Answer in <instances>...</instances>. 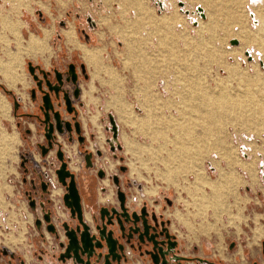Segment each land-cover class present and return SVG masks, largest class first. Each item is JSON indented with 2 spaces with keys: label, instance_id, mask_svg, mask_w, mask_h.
<instances>
[{
  "label": "rangeland",
  "instance_id": "rangeland-1",
  "mask_svg": "<svg viewBox=\"0 0 264 264\" xmlns=\"http://www.w3.org/2000/svg\"><path fill=\"white\" fill-rule=\"evenodd\" d=\"M162 2L163 7L158 0H0V92L10 104L11 116H0V127L17 131L20 138L0 136V249L31 259L25 247L29 222L36 223L29 200L37 193H29V188L36 187L42 173L55 174L48 165L41 171L39 159L50 152L56 157L59 148L64 157L71 155V143L76 144L79 135L91 142L95 138L104 147L112 139L116 169L123 167L133 184L160 186L170 197L177 195L175 211L188 222L173 217L181 235L203 229L202 234L208 235L212 229L203 226L200 231V224L213 222L229 233L227 245L237 233L235 243L242 246L263 232L264 0ZM198 7L204 9L202 17ZM4 15L11 21L5 23ZM20 19L29 21V29L20 26ZM72 25L75 29L68 31ZM43 28L51 31L44 39L31 38L30 53L21 45L16 51L20 32L24 38L30 32L41 36ZM69 32L75 34L74 42L95 44L97 36L106 39L108 50H85L88 63L66 41L64 33ZM233 38L237 44L230 43ZM44 46L48 47L31 52ZM15 56L19 59L12 66ZM70 64L75 67V81L70 78ZM24 80L26 84L17 83V89L6 87V82ZM46 80L59 86L58 97ZM89 80V94L104 90L95 102L103 107L84 116L90 119L98 112V125L92 131L81 118L84 130L71 125V140L56 134L53 147L43 154L47 139L39 116L23 114L21 106L29 104L32 92L37 97L44 89L52 96L54 109L67 112L65 95L72 106L80 84L86 87ZM8 138L9 149L4 143ZM55 163L60 165L58 159ZM94 163L97 176L101 169L105 175L107 164ZM260 247L264 251V240Z\"/></svg>",
  "mask_w": 264,
  "mask_h": 264
},
{
  "label": "crops",
  "instance_id": "crops-1",
  "mask_svg": "<svg viewBox=\"0 0 264 264\" xmlns=\"http://www.w3.org/2000/svg\"><path fill=\"white\" fill-rule=\"evenodd\" d=\"M141 11V8H137V12ZM4 16L6 17L5 20L3 19L5 23H7V21H11L9 16ZM19 24L20 26L24 25L23 28L29 29V21L20 19ZM51 28H43L41 36L30 32L29 36L26 38H24V36L20 32L17 39L16 51L21 45V48L23 49L28 48L27 52L30 53L29 42L31 38L33 36H37L44 39L46 36V31H51ZM72 29H75L73 25L71 26V28H68V31ZM71 33L72 32H69L67 36L64 33L65 39L68 43H70V36L72 35ZM95 38V44H91L89 42L84 43L79 39L77 42L70 43L72 46H75L74 48L80 50L82 56L88 63L90 62L86 59L85 50H108L109 43L105 42L106 39H100L99 36ZM47 47L44 46L43 49L37 48L36 52H31L37 53L46 49ZM105 66L110 68L109 64H106ZM90 82L91 81L89 80L86 84V87L80 84V92L78 94V98L74 102H72L73 111L71 113H67L65 112V110L59 109L60 111H62L60 112L61 117L69 123L71 122L72 124L70 125L72 126L77 123L74 120V118L76 117L79 122V130H84V124L81 120V118H83L86 120L85 124L87 125V127L91 126L92 129L90 130L93 131L95 129L94 124L98 125L96 122L98 112L97 115H93L92 117H90V119L85 118L84 116L89 117V113H91L92 110L95 111V109L103 107V105L101 104L102 102L99 104L95 102H97V98H101V96H104V90H92L91 94H89L88 90L89 85L91 86ZM17 83L26 84L25 80L24 82H16L13 86L9 85L6 82V87L17 89ZM67 87L68 85L64 84V88L66 89ZM41 96L42 94L39 93V95H37L38 98L34 97V93L32 92V100L29 101V104H23L21 108L23 114L29 113L39 116L38 119L40 121L38 122V124L40 123V128L43 129V132L45 133V124L43 122L44 110L42 109ZM3 99L4 96L0 92V104L2 105V107L4 106V109H0V116L11 117L10 104ZM53 101L54 100L52 99V102ZM55 109H57V106H55ZM106 129H109V127H106ZM6 133L8 135H17L20 141L17 131L12 130L11 133L10 131H7L3 126L0 127V136H3ZM73 134V129L71 128V130L64 129V132L59 136L63 137V139L65 140H71ZM91 135L93 136V132L91 133ZM113 135L114 134L112 133L111 136ZM80 137H82L83 140H78L76 144L73 141L71 145L72 148L74 147L75 149L73 148V152L69 156L65 153V157L67 158L68 165L71 161H73V163L77 166V169L75 170H72L70 166L69 169L75 174V183L80 195L81 206L83 212L87 217H89L90 215L98 216L99 210L102 208H118L119 201L116 196V191L121 190L125 193V206L128 208L129 212L134 211L140 214V211L142 209H145L146 213H148V219L150 223H155V221L151 219V217L155 216L156 223L159 225V227H166L168 233L171 235V240L176 242V245L172 249L171 256L168 258V264H263L262 259L264 258V251L260 247V243H262L264 240V230L263 232L261 231L259 236L257 235L255 241H251L250 244H244L242 246L235 243V239H238L239 237L237 233H233V238L235 239L230 241V243L227 245V240H229L230 237L229 233L222 232L220 231V229L218 230L217 227L219 226L216 227L211 221V223L203 222L200 224V231L203 226L206 228L210 227L212 229L208 235L202 233L194 234L193 232L181 235V232H179V230L175 227V220L173 217L176 216L179 221L183 223L186 222L185 224H188V222L184 217L183 219L185 220V222L182 221L178 217L179 213L175 211L176 205L178 204L177 195L173 194V196L170 197L168 195V189H163L160 186L152 187V185L149 184H133L134 182L129 180V175L122 170L121 166H118L119 170L116 169L117 153H115V148L113 149L112 139H107V141L104 143L107 147H104V145L101 146L95 138H92L93 141L91 142L85 136L79 135L78 138ZM94 137L98 138V135L95 134ZM123 139L126 143L129 144L130 141L125 136L123 137ZM40 141L41 137H39L38 139L35 138V142H37V144H39ZM18 144L16 145V149ZM127 148L129 149V147ZM94 151L98 155L96 159H94ZM52 154L53 153L50 152L47 153L46 156H42L41 158L39 157V160H41V171L43 170L45 165L52 167L53 171H55L59 167V165H56L55 163L57 161V158ZM94 160H96L97 163L103 162L107 164V166H105L106 173L103 177L97 176V171H94L93 167L91 166L92 162L94 163ZM47 176L51 177V175L49 174H47ZM114 177H117V183H114ZM42 183L43 182L39 179L36 187L32 186L31 189L29 188V193H37L36 196L34 195V197L31 198V200L35 201V205L30 206V214L32 215L31 218L36 223L37 219H40L43 213L50 212L51 219L54 218V220L56 221L55 211H58L61 213V219L68 222H73L70 217L69 210L64 206L62 201L61 196L64 193V188L62 187V185L59 182L54 181L51 185L47 186L45 190H42ZM52 188H57L56 190L59 191V193H53L51 195ZM31 200H29V202ZM163 207L164 209L161 211L160 208ZM170 211H172L173 214ZM166 212H169V215H165ZM45 227L46 224L44 222L39 225L36 224L35 226L31 225V223L29 222V239H27L29 244L25 247V250L30 253L31 259L28 256L25 258V256L17 253L16 251H9V249L7 248H2L0 249V264H64L58 261V257L62 253L63 248L59 246L58 240L55 238V235L49 233ZM107 229H112L117 236L120 233L119 226H117L116 223L112 226H107ZM11 236L12 235L6 237L7 241ZM124 239L125 238L120 239V241L122 240L125 244V258L121 260L120 264L149 263V259L143 253L144 248L140 249L139 243L136 240L135 236L128 243H125ZM162 239L164 238L162 237ZM68 263V261L65 262V264Z\"/></svg>",
  "mask_w": 264,
  "mask_h": 264
},
{
  "label": "water",
  "instance_id": "water-1",
  "mask_svg": "<svg viewBox=\"0 0 264 264\" xmlns=\"http://www.w3.org/2000/svg\"><path fill=\"white\" fill-rule=\"evenodd\" d=\"M198 8L201 11V16H203L202 8ZM237 42L235 38L230 40L231 44H237ZM29 70L33 72V67L29 66ZM69 73L71 80L75 81V67L73 64L69 65ZM56 78L61 84L59 73L56 74ZM45 84L49 91H53L55 97L59 96V86H53L48 80L45 81ZM37 86L40 90L42 89L40 81L37 82ZM42 91L44 92L41 98L42 109L44 110V135L47 139V147L42 146V153L45 154L53 147L56 134H62L64 129L71 130V125L61 117L58 110L54 109L50 93L44 91V89ZM78 91V89L74 91L75 96H77ZM65 107L68 113L73 111L70 98L67 95H65ZM110 121L113 131L116 132V125L112 116H110ZM74 127L78 129L79 123H75ZM79 140L82 141L83 138L80 137ZM56 157L60 165L55 170V174L64 188L62 201L69 210L73 222L61 219L59 212L55 211L56 221L54 218L51 219L50 212H45L42 214V218L37 219L36 224L39 225L44 222L46 230L55 235L59 246L63 248L58 261L64 264L67 261L68 264H120L121 260L125 258V244L120 239L125 238V243H128L135 236L140 249L144 248L143 253L149 259L147 264H168V258L171 256L176 242L171 240V235L166 227H159L155 216L151 217L155 223H150L145 209H142L140 214L134 211L129 212L125 206V193L117 190L118 208H102L99 210L98 216L90 215L87 218L81 206L80 195L75 183V174L70 171L61 148L57 149ZM103 175V170H99L98 176L103 177ZM113 181L117 183V177H114ZM41 187L42 190H45L47 184L42 183ZM29 204L34 206L35 201L31 200ZM115 223L119 226L120 233L118 236L115 235L112 229H107V226H112Z\"/></svg>",
  "mask_w": 264,
  "mask_h": 264
},
{
  "label": "bare ground",
  "instance_id": "bare-ground-1",
  "mask_svg": "<svg viewBox=\"0 0 264 264\" xmlns=\"http://www.w3.org/2000/svg\"><path fill=\"white\" fill-rule=\"evenodd\" d=\"M159 1V3H160V6L161 7H163V0H158ZM200 8H202V7H200ZM197 11H198V14L201 16V11H199V8H197ZM204 11V9L202 8V12ZM202 17V16H201ZM72 35L70 36V43H74V41H76V38H75V34L74 33H71ZM31 45V44H30ZM35 46V45H34ZM32 48H33V46H32ZM18 59H19V56H15V57H13L12 58V66L13 65H15L16 63H17V61H18ZM0 71H2V68L0 67ZM9 85H11V84H9ZM11 86H13V85H11ZM207 98V97H206ZM221 99V98H220ZM218 100V99H217ZM222 102V101H221ZM219 103V102H218ZM217 103V104H218ZM218 107H219V105H218ZM218 107H217V109H218ZM0 109H2V107H1V105H0ZM214 115V114H213ZM214 120H215V118H214ZM5 147L7 148V149H9L11 146H12V139L11 138H8V139H5ZM56 192H57V190H55ZM59 214H61L60 212H59ZM87 217V216H86ZM88 218V217H87ZM202 233H204V232H206V230L205 229H203L202 231H201Z\"/></svg>",
  "mask_w": 264,
  "mask_h": 264
},
{
  "label": "built area",
  "instance_id": "built-area-1",
  "mask_svg": "<svg viewBox=\"0 0 264 264\" xmlns=\"http://www.w3.org/2000/svg\"><path fill=\"white\" fill-rule=\"evenodd\" d=\"M40 157V156H39ZM261 164H263V163H260L259 164V167L261 168V167H263ZM97 171V170H96ZM261 172H263V171H261ZM263 174V173H262ZM40 181H42L43 183H46L47 184V186L48 185H51L52 184V182H54V181H57V179L55 178V174H52L51 175V177H48L47 176V173H42V175H40ZM62 197V196H61ZM30 198V197H29Z\"/></svg>",
  "mask_w": 264,
  "mask_h": 264
},
{
  "label": "flooded vegetation",
  "instance_id": "flooded-vegetation-1",
  "mask_svg": "<svg viewBox=\"0 0 264 264\" xmlns=\"http://www.w3.org/2000/svg\"><path fill=\"white\" fill-rule=\"evenodd\" d=\"M64 147H66L65 146V144H64ZM69 152H71V150H69ZM69 166H70V168L72 169V170H75V169H77V166H76V164H74L73 163V161H71L70 163H69ZM57 188H52V190H51V195L53 194V193H55V194H57V193H59V191H55Z\"/></svg>",
  "mask_w": 264,
  "mask_h": 264
}]
</instances>
